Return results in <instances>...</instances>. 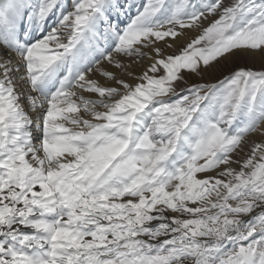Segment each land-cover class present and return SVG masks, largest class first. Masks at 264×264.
Here are the masks:
<instances>
[{
	"label": "snow or ice",
	"instance_id": "6c2138e0",
	"mask_svg": "<svg viewBox=\"0 0 264 264\" xmlns=\"http://www.w3.org/2000/svg\"><path fill=\"white\" fill-rule=\"evenodd\" d=\"M0 264H264V0H0Z\"/></svg>",
	"mask_w": 264,
	"mask_h": 264
},
{
	"label": "rangeland",
	"instance_id": "374dc122",
	"mask_svg": "<svg viewBox=\"0 0 264 264\" xmlns=\"http://www.w3.org/2000/svg\"><path fill=\"white\" fill-rule=\"evenodd\" d=\"M190 35H196V33H190ZM247 63V62H246ZM249 66H252V67H255V68H257V69H259V67H260V61L257 59L256 61H254V62H251L250 64H249ZM234 167H237L236 165H233Z\"/></svg>",
	"mask_w": 264,
	"mask_h": 264
},
{
	"label": "bare ground",
	"instance_id": "6f19581e",
	"mask_svg": "<svg viewBox=\"0 0 264 264\" xmlns=\"http://www.w3.org/2000/svg\"><path fill=\"white\" fill-rule=\"evenodd\" d=\"M252 139H255V140H260L261 139V137L257 134V135H254L253 137H252Z\"/></svg>",
	"mask_w": 264,
	"mask_h": 264
}]
</instances>
